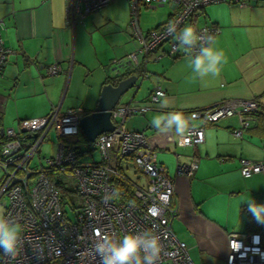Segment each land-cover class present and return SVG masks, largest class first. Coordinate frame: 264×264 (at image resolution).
Here are the masks:
<instances>
[{"label": "crops", "instance_id": "0c3cea01", "mask_svg": "<svg viewBox=\"0 0 264 264\" xmlns=\"http://www.w3.org/2000/svg\"><path fill=\"white\" fill-rule=\"evenodd\" d=\"M252 2L245 7L221 2L202 8L205 17L199 26H218L215 46L227 57L219 78L193 79L189 56L173 57L163 44L145 57L148 77L135 93L124 95L118 103L123 105L133 98L146 107L144 112L130 115L125 128L144 131L148 144L157 151L158 162L174 180L172 204L177 215L171 228L179 238L173 228L176 220L180 240L186 243L191 259L197 249L202 264H225L229 233L264 234V223L254 219L247 203L251 199L262 204L264 172L249 178L240 172L242 159H264V116L254 120L242 137L232 134L238 126L236 117L222 118L205 125L202 143L185 147L177 145L178 137L158 133L151 119L168 111L185 114L236 98L264 101V0ZM168 5L163 19L146 31L169 19L174 8ZM128 8V0H112L72 21L66 14V0H0L3 44L12 50L0 76V142L5 141L9 129L18 132L22 121L43 117L53 107L61 112L76 107L87 112L94 109L102 86L114 82L113 61L136 48ZM53 63L62 71L49 75L47 68ZM156 86L170 98L171 108L161 109L150 101ZM54 137L55 142L49 135L42 142H47L44 157L56 153L55 133ZM193 159L197 167L191 175L177 174L178 162L188 164ZM100 160L98 155L97 160L86 162ZM120 166L129 179L145 185L146 177L135 170L131 159H122ZM230 213L237 216L235 225Z\"/></svg>", "mask_w": 264, "mask_h": 264}, {"label": "built area", "instance_id": "2783aa9c", "mask_svg": "<svg viewBox=\"0 0 264 264\" xmlns=\"http://www.w3.org/2000/svg\"><path fill=\"white\" fill-rule=\"evenodd\" d=\"M111 1L66 0V14L75 21L100 10ZM252 1L128 0L129 23L136 48L114 60V67L139 70V76L147 78L145 57L163 44L168 46L169 55L185 54L183 50H178L174 35L167 33L166 26L170 21L177 23V31L188 23L201 35L215 36L220 32L218 26H199L190 19L209 4L226 2L245 7L252 5ZM165 4L174 8L169 19L143 32L138 20L140 7L155 10ZM3 29L4 21L0 19V76L8 55L12 53L3 44ZM140 58L144 60L140 61ZM61 71L58 63L47 68L49 75ZM158 92L165 94L161 87H154L150 95L152 103H156ZM262 105L264 101L259 99L236 98L195 109L189 117L198 123L193 124L189 134L177 138V145L185 147L202 143L205 125L225 117H236L238 126L232 134L242 137L243 131L252 126L254 116ZM145 110V106L132 100L117 105L111 111L114 129L90 142L100 155L99 162H84L77 153L79 121L87 113L83 108L61 112L58 107H53L43 117L22 121L18 132L13 129L7 131L0 147V200H5L3 214L23 228V249L16 260H10L0 252V264H100L94 252L97 230L101 235H114L117 239L129 233L152 230L160 236L163 245L159 264H194L186 243L177 238L171 228V221L177 215V208L172 204L174 180L158 162L157 151L148 144L144 131L125 128V121L130 115ZM50 131L57 137L56 153L44 157L43 164L33 168L32 158ZM126 158L131 159L135 170L146 177L145 185H138L125 174L118 173L117 166ZM196 167V159L188 164L178 162L176 172L191 175ZM49 170L65 178L64 183L74 191L76 201L61 199L58 189L46 176ZM240 172L245 178L264 172V159H242ZM112 175L132 185L135 201L123 202L115 197L108 199L116 192ZM227 249L225 264H264V239L260 232L229 233Z\"/></svg>", "mask_w": 264, "mask_h": 264}, {"label": "clouds", "instance_id": "9594fccd", "mask_svg": "<svg viewBox=\"0 0 264 264\" xmlns=\"http://www.w3.org/2000/svg\"><path fill=\"white\" fill-rule=\"evenodd\" d=\"M166 30L169 35H174L178 50H183L189 56L188 66L193 79L203 81L210 76L220 77L222 65L227 63V57L222 50L216 48L214 35H201L191 24L177 31V23L174 21L168 23ZM156 103L161 109L172 107L170 98L163 92L157 93ZM151 125L161 135L176 137L186 136L194 127L191 118L179 111L157 114L152 117ZM118 195V192H113L108 199ZM247 203L248 211L254 219L258 223H264V204H257L251 199H247ZM95 235L98 239L94 244V252L99 257L100 264H159L163 245L160 236L152 230L129 233L122 239L109 234L101 235L99 230ZM22 239L21 224L0 213V252L10 260H16L23 249Z\"/></svg>", "mask_w": 264, "mask_h": 264}, {"label": "water", "instance_id": "95a60500", "mask_svg": "<svg viewBox=\"0 0 264 264\" xmlns=\"http://www.w3.org/2000/svg\"><path fill=\"white\" fill-rule=\"evenodd\" d=\"M113 71L111 78L115 83L111 82L102 86L96 106L79 121L80 131L89 142H93L98 135L114 129L111 111L118 105L121 97L131 91L135 93L144 79L138 73H134L135 70L126 66L114 67ZM132 100L135 99L132 98L127 103Z\"/></svg>", "mask_w": 264, "mask_h": 264}, {"label": "trees", "instance_id": "16d2710c", "mask_svg": "<svg viewBox=\"0 0 264 264\" xmlns=\"http://www.w3.org/2000/svg\"><path fill=\"white\" fill-rule=\"evenodd\" d=\"M170 16H171V14H170ZM193 20L196 21V17H192L190 19L191 22H193ZM212 25L213 24L207 25V26H212ZM173 57H179V56L173 55ZM134 72H137L139 74V70H135ZM191 111H193V110H189V111L185 112L186 116L189 117V113ZM259 112H260V110H259ZM259 112L257 114H255L254 120H257L258 117L264 116V112H262V113H259ZM262 119H264V118H262ZM214 123H216V122H214ZM214 123H208V124H214ZM3 143L4 142H0V144H3ZM77 144H78L77 145V148H78L77 153H78L79 157L84 156L86 154H91L92 151L95 150L93 147H91L92 146L91 143L85 138V136L83 135V133L81 131L79 132V135L77 137ZM41 164H43V162ZM31 166H33V165H31ZM34 167L37 168L38 167L37 164L35 166H33V168ZM117 170H118L119 174L120 173L123 174L120 164L117 166ZM46 176L55 185V187L58 189L59 194L61 196V199L63 201L65 200L66 202L67 201L69 202V199L67 200L65 197H71V196L74 197L75 196L74 191H72V189L69 186L65 185L64 180H63L65 178L62 177V175L60 173H58L54 170H49L48 172H46ZM111 181L115 185L116 192H118V194H119L117 197H115V199L123 201V202L135 201L133 194H132V185L130 183H128L127 181H124L122 178L115 176V175H112ZM251 222H252V216H249L248 224L250 225ZM255 232H260V231H255ZM260 233H261L262 239H264V234H262V232H260Z\"/></svg>", "mask_w": 264, "mask_h": 264}, {"label": "rangeland", "instance_id": "374dc122", "mask_svg": "<svg viewBox=\"0 0 264 264\" xmlns=\"http://www.w3.org/2000/svg\"><path fill=\"white\" fill-rule=\"evenodd\" d=\"M231 5H233V4H231ZM169 6L170 5L166 4L165 6L157 8L155 10L145 9L144 7H140L139 16H138L140 29L143 32H145L147 29H149L150 27L155 25L157 22L161 21L163 19V17L166 15L165 12L168 11ZM234 6H237V5H234ZM128 9H129V16H130V8H128ZM198 14L199 15L196 17L195 22L198 25H200L203 23L205 15H204V12L202 11V9L198 12ZM186 25H188V23H186ZM49 136L51 137L52 141L55 142V137H54L53 131L49 132ZM46 145H47V142H44L43 145L40 146V148L38 149V151L35 153L34 157L32 158L31 165L37 164V166H39L42 163L43 157L45 155H47V153H45L46 152ZM54 147H55V145L53 146V149H54ZM98 155H99L98 152L96 150H93L91 155L89 154L87 156H85V155L81 156L80 159L84 162H86V160L91 159V158L97 160ZM261 197H264V195H261ZM65 198L67 200L69 199V202H71L73 199L75 201L77 200V196H74V197L71 196V197H65ZM261 203L264 204V198L261 199ZM4 204H5V200L4 199L0 200V213H3V211H4ZM229 218L232 220L235 219L232 222L233 225H235L236 220H237L236 214L230 213ZM173 228H174V231L176 232L177 236L179 237V239H182V237H181L182 234L177 232V228H179V225H178V222L176 220H175V222H173ZM197 253H198V250L195 249L193 252V258H192L194 261V264H202Z\"/></svg>", "mask_w": 264, "mask_h": 264}]
</instances>
